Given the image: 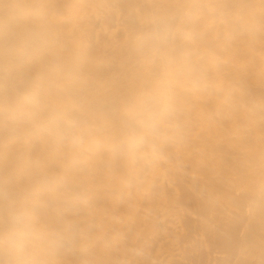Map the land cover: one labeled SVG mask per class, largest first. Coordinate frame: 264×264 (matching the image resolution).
Listing matches in <instances>:
<instances>
[{"label":"clouds","instance_id":"9594fccd","mask_svg":"<svg viewBox=\"0 0 264 264\" xmlns=\"http://www.w3.org/2000/svg\"><path fill=\"white\" fill-rule=\"evenodd\" d=\"M18 0L0 20V264H94L100 193L112 209L151 199L184 140L188 96L235 106L216 54L255 21L224 0H171L132 10L125 47L135 86L99 94L88 78V27L108 0ZM247 211L264 201V146L235 188ZM140 255L139 250H133Z\"/></svg>","mask_w":264,"mask_h":264},{"label":"bare ground","instance_id":"6f19581e","mask_svg":"<svg viewBox=\"0 0 264 264\" xmlns=\"http://www.w3.org/2000/svg\"><path fill=\"white\" fill-rule=\"evenodd\" d=\"M0 0V20L8 19ZM63 11L71 0H55ZM171 0H108L111 15L88 27L92 61L87 75L99 94L137 83L125 47V22L132 10ZM255 21L238 29L216 54L217 81L232 86L241 103L222 105L215 96H188L183 142L172 165L157 179L151 199L135 197L100 219L103 241L94 264H264V201L247 211L235 194L252 150L264 146V0H224ZM133 250H139L135 255ZM63 264H79L75 253Z\"/></svg>","mask_w":264,"mask_h":264}]
</instances>
